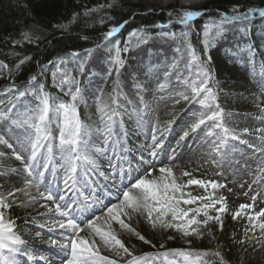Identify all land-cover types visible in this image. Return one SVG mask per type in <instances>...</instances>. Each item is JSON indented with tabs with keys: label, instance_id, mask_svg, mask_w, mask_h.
I'll use <instances>...</instances> for the list:
<instances>
[{
	"label": "snow or ice",
	"instance_id": "1",
	"mask_svg": "<svg viewBox=\"0 0 264 264\" xmlns=\"http://www.w3.org/2000/svg\"><path fill=\"white\" fill-rule=\"evenodd\" d=\"M193 2L194 0H182L181 3L170 8L167 11L169 17L167 25H158L161 30L155 35L150 34L146 28L133 30L129 34L130 39L125 42L123 47L120 46L119 40L112 38L124 28L128 23L127 20L111 26L105 32L104 42L98 43L95 49H101V56L107 57L109 65L107 74L109 76L115 74L116 87L113 90L115 94L110 95L108 101H104L99 107L100 123L95 128L81 121L79 104L86 102L79 81L70 72L65 71L69 60H71L77 71L83 73L87 58L92 55V51L95 49L89 50L84 57H81L78 52H71L67 59L60 58L56 63L57 72L52 73L53 81L55 82L59 76L55 86L70 97L67 101L47 92L44 84L37 80L36 75L30 77L27 86L23 89L15 88L14 85L6 89V92L14 97L15 102L11 103L7 110H0V122H6L5 127L9 131H12V126L23 130L22 140L19 142L26 146L28 155L25 157L16 151L13 143L0 138V143L6 144L13 151L15 159L23 162V170L26 173L23 188L9 192L7 197L0 195V264H21V258H24L25 261L39 259L45 264H52L51 257H55L58 264H118V259L124 257H128L124 264H227L220 251L191 248L169 249L136 255L126 247L119 238L116 229L113 228V224L118 225L119 229L134 235L145 244H151V241L137 231L131 223L134 217H139L153 230H173L180 233L182 237L186 238V242L191 244V239L187 238H202L205 229L211 236L210 224L216 225L219 231H223L224 216L228 212L227 197L218 196L216 192L221 188H226L225 184L192 177L188 171H184L182 175L189 179L184 183H178L171 167L161 166L157 170L153 163L157 156L155 149L149 151L147 157L141 152L139 155H133L131 160L125 159L127 170L123 167H114L110 163L107 174L101 170L99 163L94 158L96 154H105L109 150V146L115 153L118 145L120 152L125 157L132 154V150L128 148L126 142L121 143L119 139H113L114 125L119 122L122 126L121 105L117 90L122 70L125 69L127 62L122 53L130 51L131 38H135L138 45L146 44L153 39L172 41L176 44V52H181L183 48L187 54V62L184 67L188 74L185 76L183 72H177L176 80L189 89L191 94L189 95L185 91L178 92L175 103L179 104L182 99L190 104L198 105L201 110L189 130L183 132L181 140L188 137L189 132L195 133L201 129V126H204V136L212 145V153L221 161L232 152L237 151L234 145L229 144V141L254 149V145L241 139L240 135L225 123V117L231 116L233 113L225 112L219 103V80L215 75L211 49L215 48L217 44L225 42L227 54L235 57L237 63L243 66L244 54H246L248 63L254 64L256 49L251 46L248 25L250 20L257 16L264 19V0H260V6H234L230 13L217 10L218 18L212 17L211 10L206 6L198 9L191 8L190 5ZM115 3L116 0H113L112 4L101 7L112 8ZM96 11H98L97 8H91L83 15L89 16ZM154 11H156L155 8H149L144 14L147 15ZM80 15V13H73L71 22H75ZM206 16L208 19L202 30L194 33L193 22ZM173 24L183 26V30L172 31ZM52 27L67 30L68 25L57 24ZM165 27L168 30H164ZM232 31L239 32L240 36L249 43L233 50L226 43L229 39L227 34ZM193 34L196 35L201 45V51H197V47L193 44ZM22 36L23 40L28 43L37 39L28 31H25ZM27 59L29 58L25 57L20 60L16 67L19 68ZM232 62L229 60V63ZM59 65H64V68L61 69ZM5 67L7 66L0 65V68ZM172 67H176V62ZM128 77L134 81L137 80L132 73H128ZM73 85L75 86L74 90ZM259 86L264 90V83ZM135 87L138 91L144 90L143 85L138 82ZM164 87L165 85H160L161 90ZM25 97H31L35 101V108L22 114L17 109L16 113H13V109H16V102H22ZM140 103L144 108H148L142 96ZM140 122V120L137 121L138 126ZM170 123L163 126L161 134L168 130ZM53 126L56 128L57 134L53 133ZM160 129L161 126L158 122L152 128L153 144H156V132ZM244 131L247 133L248 129ZM257 131L264 139V129ZM93 133L101 138L104 147H95ZM156 147L159 145L156 144ZM54 148L64 161L66 170V178L63 180L64 188L60 194H57L56 189L48 186H44L41 190L44 173L49 170V164L53 159ZM260 151L264 152V148H261ZM213 163H217V161L213 160ZM78 169L80 170L79 174ZM157 171L158 174L153 175ZM97 175L105 181H109L111 187L116 188L121 194L118 202L108 206L102 216L88 214L95 201L90 200L87 196L82 200L79 199V195H82L81 188L93 185ZM261 179H264V166H261L260 175L254 182H259ZM125 180L128 182L125 183ZM95 186L99 187L98 184ZM191 186L204 189L205 194L193 195L191 191L187 190ZM32 189H35L37 195H31ZM229 191L231 190L229 189ZM17 192L23 193L28 198L27 203L19 201L22 207L34 206L39 200L50 202L52 205L50 207L46 204L41 205L46 207L47 212L40 213L41 216H45L49 220L55 218V224L48 231L59 229V234L63 237L62 241H51L50 246L57 249L51 254V257L35 253L15 231L14 221L6 219L5 210H10L13 203L18 202ZM69 192H73L74 195H68ZM258 195L259 192L251 197V204H241L235 212L231 213L234 220L247 217L251 227L245 228V236L248 232H253L254 235L256 228H259L261 235L264 236V220H261L264 218V208L253 211ZM8 197L14 199L9 201ZM38 227L44 228L45 225L41 224ZM36 235L39 237L40 233L37 232ZM97 237L103 247L112 251L117 259L101 254V244L97 243ZM173 238L172 236L168 237V239ZM163 247L164 245L161 244V248Z\"/></svg>",
	"mask_w": 264,
	"mask_h": 264
},
{
	"label": "rangeland",
	"instance_id": "2",
	"mask_svg": "<svg viewBox=\"0 0 264 264\" xmlns=\"http://www.w3.org/2000/svg\"><path fill=\"white\" fill-rule=\"evenodd\" d=\"M227 35L229 39L226 43L233 50L244 45L246 41L240 36L239 32L232 31ZM123 37L127 38L126 32ZM129 39L130 36H128ZM131 42L133 46L129 47L127 62L125 69L122 70V77L117 90L121 105L120 117H122V126L117 122L114 128L120 129V132L129 141H132L135 146H139L140 152L144 153L146 157L149 151L155 149L157 156L154 158L153 163L157 170L161 166L171 167L178 183H184L189 179V177L182 175L184 171H188L192 174V177L225 184L227 187L219 189V193H223L227 197L228 211L230 213L235 212L241 204H251V197L256 195L257 192H259V195L253 211H259L264 208V179L254 182L257 176L260 175L261 166H264L262 165L264 152L260 151L261 148H264V139L261 138V133L257 131L258 129H264V90L259 86L264 83L262 62L260 60L256 62L255 58V63L250 64L247 61V55L244 54V63L241 66L236 62L235 57L227 54L225 42L217 44L215 48L211 49L213 62L222 73L219 103L225 112L233 113V115L225 117V123L235 133L239 134L241 139L247 140L254 145L253 149L248 148L246 145L229 141V144L234 145L237 151L232 152L221 161L219 157L212 153V145L204 136V126H201V129L195 133L189 132V136L185 139H180L183 132L188 131L191 124L198 118L197 114L201 110L198 105L190 104L182 99L179 103L180 105L175 103V99L178 98L176 95L178 92L185 91L187 94H191L189 89H186L184 85L176 80L177 72H183L185 76L188 74L184 67L187 62V54L184 49L182 48L181 52H176L175 42L158 39L138 45L136 39L131 38ZM93 49L95 47L90 50ZM88 51L80 52V56L84 57ZM101 51V49L92 51V55L87 58L83 73L77 71L71 60H69L65 69L79 81L84 101L86 102L79 104V116L84 107L95 126L100 123L99 107L104 101H108L110 95L115 94L113 90L116 87V76L114 73L111 76L107 74L109 68L107 57H102ZM182 56L183 58H181ZM229 60L233 62L229 63ZM174 62H176V67H172ZM60 68L63 69L64 65H61ZM54 72H57V68ZM128 73H132L137 80L130 79ZM58 80L59 76H57L55 82L51 76L52 87L59 92L61 99L67 101L70 97L55 86ZM137 82L143 85V91L136 89L135 84ZM162 84L165 87L161 90L160 85ZM74 88L75 86L73 85V90ZM141 96L148 108H144L143 104L140 103ZM28 101L32 103L31 109H34L36 106L35 101L31 97H25L22 102H16V109H13V113H16L17 109H19L21 114L27 111ZM13 102H15L14 99L12 101L9 100V103L5 107L0 108V110H7ZM138 120L141 121L139 126ZM157 122L161 126V129L156 132V144L159 147H156V144H153L151 139L152 128ZM168 122H171L168 130L161 134L163 126ZM5 124L6 122H0V128L5 129ZM245 129H248L247 133L244 131ZM22 131V129L12 126L9 138L17 141L14 148L26 157L28 149L19 142L22 140ZM53 133L57 134L55 126H53ZM138 141L143 144L140 145ZM93 142L97 148L104 147L101 138L96 133H93ZM9 150L13 152L8 149L7 156L3 159V162L7 164L9 160H12L15 164L10 166L11 168L9 169L0 168V170H4L0 171V195L6 197L9 192L17 188H23L26 177V173L23 170V162L10 158ZM108 152L109 150L105 154L107 155ZM105 154L102 156H105ZM97 155L101 156L96 154L94 158ZM53 156L54 159L59 161L57 167H61L62 173L66 175L64 161L55 148ZM213 160H216L217 163H213ZM166 162L171 163L166 166L164 164ZM100 166L103 167L105 165ZM13 169L15 171H12ZM157 174L158 171L153 173V175ZM53 179L56 181V187L62 185L60 173L54 175ZM45 182L46 180L44 179L43 183ZM41 190H43L42 187ZM84 190L85 188H81V192ZM31 195H37L35 189L31 190ZM16 198L17 201L28 199L23 193L19 192L16 193ZM8 199L12 201L14 198L8 197ZM40 201L39 205L30 207L31 218L28 216L29 220L26 221L27 232H31L29 235L32 236H35L37 232L44 233V231H47L50 233L48 229L55 224V218L49 220L45 216L40 215V213L47 212L46 207L41 205L46 204L49 207L52 205L50 202ZM137 220H139V223H137ZM261 220H264V218H261ZM131 223L137 231L151 241L149 247L155 245V247L160 248L161 244H163L165 231L153 230L139 217H134ZM41 224L45 225V227H38ZM249 227L251 226L246 216L234 220L232 233L238 244L234 260L236 264H264V236L261 235L259 228L255 229L254 235L253 232H248L247 236H245V228ZM113 228L116 229L119 238L125 245L129 244L133 248V252L141 251V245L145 244L144 242L134 235L119 229L118 225L113 224ZM36 239L40 242V237ZM96 239L97 243L101 244V254L117 259L112 251L103 247L98 237ZM52 240L62 241L56 236V233L52 234L43 243L46 248L50 247ZM241 240L244 242L241 243ZM31 248L33 249V246ZM41 250L43 249H40L39 254ZM120 260L122 259H118V261Z\"/></svg>",
	"mask_w": 264,
	"mask_h": 264
},
{
	"label": "trees",
	"instance_id": "3",
	"mask_svg": "<svg viewBox=\"0 0 264 264\" xmlns=\"http://www.w3.org/2000/svg\"><path fill=\"white\" fill-rule=\"evenodd\" d=\"M181 2L116 0L112 8H102L112 4L113 0H0V62L7 66L0 70V92L13 85L19 89L33 75L42 82L43 76L49 77L48 66L53 67L54 60L104 42L105 32L125 20L128 21L125 30L146 28L148 32H159L155 26L168 22L167 11ZM237 5L260 6V0H194L190 7L198 9L206 6L211 10L210 15L217 17V10L230 13ZM91 8L98 11L84 16L83 13ZM149 8L156 11L145 15ZM73 13L81 14L75 22H71ZM207 19L206 16L203 22H197L195 31H201ZM57 24H67L68 28L59 30L52 27ZM25 31L37 39L32 43L24 41L22 34ZM259 33L261 31H252L251 44L256 43ZM118 40L121 45V38ZM17 41L19 43H14ZM25 57L29 59L17 68L16 65ZM7 212L10 219H18L22 215L21 207L16 204ZM209 227L211 236L205 229L202 238L189 237L187 239H191V244L186 243L185 246H193L196 250L220 251L227 264H232L235 244L230 236L231 222H224L223 231H219L216 225L210 224Z\"/></svg>",
	"mask_w": 264,
	"mask_h": 264
}]
</instances>
